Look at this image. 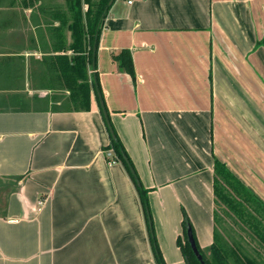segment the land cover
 <instances>
[{"label":"crops","instance_id":"crops-1","mask_svg":"<svg viewBox=\"0 0 264 264\" xmlns=\"http://www.w3.org/2000/svg\"><path fill=\"white\" fill-rule=\"evenodd\" d=\"M61 7L0 0V264H156L136 183L105 153L98 87L166 263L187 264L184 211L214 242L217 161L264 204V0H115L89 110L64 104Z\"/></svg>","mask_w":264,"mask_h":264},{"label":"trees","instance_id":"trees-1","mask_svg":"<svg viewBox=\"0 0 264 264\" xmlns=\"http://www.w3.org/2000/svg\"><path fill=\"white\" fill-rule=\"evenodd\" d=\"M110 0H65V7L55 9V19L60 25L53 31L63 37L71 32V42L65 45L64 54L56 57L54 63L60 73L62 87L70 91L66 99L68 109L89 110L92 90L97 82H92L91 66L96 67L97 50L103 22L112 5ZM61 48H63L61 46ZM117 59L120 67L133 73V62L130 51L123 50ZM99 98L103 100L100 87ZM105 107V105H104ZM106 108V107H105ZM112 148L116 157L122 161L134 179L140 194L142 206L149 226L150 242L156 264H167L152 228L151 211L148 201V190L144 188L134 170L124 146L114 130ZM134 172H133V171ZM214 192L216 196L215 236L212 245L202 249L198 243L193 225L184 211L183 235L178 243L187 264H264V204L238 180L220 161L215 166ZM230 218L236 227L233 240L228 239V231L223 227ZM192 230L197 248L202 255L199 259L188 238V229ZM227 233V234H226ZM247 245V246H246Z\"/></svg>","mask_w":264,"mask_h":264},{"label":"water","instance_id":"water-1","mask_svg":"<svg viewBox=\"0 0 264 264\" xmlns=\"http://www.w3.org/2000/svg\"><path fill=\"white\" fill-rule=\"evenodd\" d=\"M114 1H115V0H110V1H109V4L112 5ZM93 68H94V66H93ZM101 105H102V107H103V112H104V115H105V117H106V119H107V124H108V126H109V129H110L111 132L113 133V128H112V126L110 125V122H109V120H108V114H107L106 108L104 107V102H103L102 100H101ZM132 171H133V170H132ZM133 172H134V171H133ZM188 238H189V242H190V244H191V246H192L194 252L196 253L197 257H198L199 259H202V255L200 254V252H199V250H198V248H197V245H196V242H195V239H194V236H193L192 230H191L190 228L188 229Z\"/></svg>","mask_w":264,"mask_h":264},{"label":"rangeland","instance_id":"rangeland-1","mask_svg":"<svg viewBox=\"0 0 264 264\" xmlns=\"http://www.w3.org/2000/svg\"><path fill=\"white\" fill-rule=\"evenodd\" d=\"M223 227L228 231V239L231 241L233 240L229 235L234 237L235 229L236 227L233 225L232 221L230 218H227V221L224 222ZM227 234V233H226ZM236 234V233H235ZM247 246V245H246Z\"/></svg>","mask_w":264,"mask_h":264},{"label":"built area","instance_id":"built-area-1","mask_svg":"<svg viewBox=\"0 0 264 264\" xmlns=\"http://www.w3.org/2000/svg\"><path fill=\"white\" fill-rule=\"evenodd\" d=\"M135 0H126L128 4H132ZM106 155L110 158L112 157L111 163H116V160L118 159L115 155V152L113 149H108L105 151ZM114 158V159H113Z\"/></svg>","mask_w":264,"mask_h":264}]
</instances>
